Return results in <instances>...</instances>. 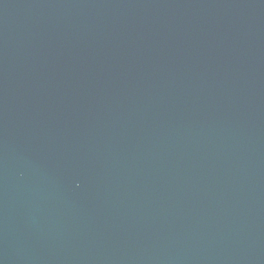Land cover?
Here are the masks:
<instances>
[{
	"label": "water",
	"instance_id": "95a60500",
	"mask_svg": "<svg viewBox=\"0 0 264 264\" xmlns=\"http://www.w3.org/2000/svg\"><path fill=\"white\" fill-rule=\"evenodd\" d=\"M0 264H264V0H0Z\"/></svg>",
	"mask_w": 264,
	"mask_h": 264
}]
</instances>
